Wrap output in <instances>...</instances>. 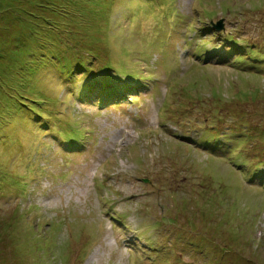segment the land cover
<instances>
[{
  "label": "rangeland",
  "instance_id": "rangeland-1",
  "mask_svg": "<svg viewBox=\"0 0 264 264\" xmlns=\"http://www.w3.org/2000/svg\"><path fill=\"white\" fill-rule=\"evenodd\" d=\"M0 87V264H264V0H0Z\"/></svg>",
  "mask_w": 264,
  "mask_h": 264
},
{
  "label": "trees",
  "instance_id": "trees-1",
  "mask_svg": "<svg viewBox=\"0 0 264 264\" xmlns=\"http://www.w3.org/2000/svg\"><path fill=\"white\" fill-rule=\"evenodd\" d=\"M1 91L4 92V89H1ZM10 91H11L10 89L8 91H6V93H5L6 96L5 97H7V101H12V105L10 106V107H12V108H10L12 110L11 116H13V114L15 113V109L14 108H16V109L18 107L23 108L22 106H24L25 108H28V110H33V108L26 103L25 99H24V102L23 101H21V102L20 101L19 102L18 101H14L13 97H16V95H10L9 94ZM22 93H23L22 96L21 95L17 96V98H21V97L22 98H26V94L24 92H22ZM39 94H41V95H37L36 96L37 98H42V99L46 100V97L44 96L43 93L40 92ZM7 104H8V102H7ZM35 112L38 113V115L41 114L38 111H35ZM43 113L44 114H49V112H46V111L43 112Z\"/></svg>",
  "mask_w": 264,
  "mask_h": 264
},
{
  "label": "water",
  "instance_id": "water-1",
  "mask_svg": "<svg viewBox=\"0 0 264 264\" xmlns=\"http://www.w3.org/2000/svg\"><path fill=\"white\" fill-rule=\"evenodd\" d=\"M214 26L217 29H221L223 27L222 20L221 19L217 20V22L214 23Z\"/></svg>",
  "mask_w": 264,
  "mask_h": 264
}]
</instances>
